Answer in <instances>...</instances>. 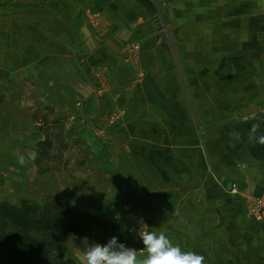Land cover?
I'll list each match as a JSON object with an SVG mask.
<instances>
[{"label":"crops","instance_id":"0c3cea01","mask_svg":"<svg viewBox=\"0 0 264 264\" xmlns=\"http://www.w3.org/2000/svg\"><path fill=\"white\" fill-rule=\"evenodd\" d=\"M157 3L162 20L152 0H0V126L12 107L68 116L87 151L73 207L115 209L205 264H264V222L248 216L264 202V145L248 139L253 124L264 135V0Z\"/></svg>","mask_w":264,"mask_h":264},{"label":"rangeland","instance_id":"374dc122","mask_svg":"<svg viewBox=\"0 0 264 264\" xmlns=\"http://www.w3.org/2000/svg\"><path fill=\"white\" fill-rule=\"evenodd\" d=\"M30 108L26 110V106H24L20 112L15 107L9 109L4 107L3 122L6 124H1L0 127L10 135L2 147V152H5L8 158L5 161H0V164L7 166V187L12 188V191L16 193V204H9L14 207H21L24 204H38L41 207L50 205L52 208L61 209L62 206L59 205L62 203H71L64 198L67 185L71 190V186L88 184L87 176H82L84 161H81L87 156V151L79 147L78 141L69 140L70 137L78 138L79 130L76 129L77 124H68L69 121H73L68 120V116L54 115L46 111L37 114L31 112ZM47 121H50V124H47ZM51 121L55 123L51 124ZM20 132L23 134V145L20 144ZM48 139L51 140L52 147L46 155H43L41 151H38L37 146L39 142ZM1 172H3L2 169ZM12 184H16V187L11 186ZM7 192L2 193V196L6 194L5 196L9 197L11 189ZM24 196L27 197L23 198ZM257 201L262 200L254 199L251 202L253 207L251 203L249 204L248 216L255 222H264V217L258 219L253 212ZM2 203L8 202H0V205ZM76 210L78 215L86 218L96 217L115 223V209L112 212H102V215H95L90 210L79 208ZM83 220L85 222L87 219ZM116 224L132 236L138 237L139 227ZM87 241L93 242L89 239ZM86 243L83 238L71 236L67 243L60 244V251L66 259H70L71 254L80 259Z\"/></svg>","mask_w":264,"mask_h":264},{"label":"trees","instance_id":"16d2710c","mask_svg":"<svg viewBox=\"0 0 264 264\" xmlns=\"http://www.w3.org/2000/svg\"><path fill=\"white\" fill-rule=\"evenodd\" d=\"M38 147L46 155L51 140L40 142ZM61 209L48 205L24 204L14 207L0 205V264H76L66 259L60 244L71 236L106 243L112 236L126 246L140 249L142 241L119 225L105 219L84 217L69 203ZM52 208V209H51ZM83 219H87L85 222Z\"/></svg>","mask_w":264,"mask_h":264},{"label":"clouds","instance_id":"9594fccd","mask_svg":"<svg viewBox=\"0 0 264 264\" xmlns=\"http://www.w3.org/2000/svg\"><path fill=\"white\" fill-rule=\"evenodd\" d=\"M260 124H253L248 132L249 142L264 145V135H257ZM239 138L238 132L230 133ZM23 162V161H21ZM138 237L143 247L126 246L118 237L112 236L106 243L88 242L80 256V264H205V256L186 251L169 238L164 231L150 230L142 225Z\"/></svg>","mask_w":264,"mask_h":264},{"label":"built area","instance_id":"2783aa9c","mask_svg":"<svg viewBox=\"0 0 264 264\" xmlns=\"http://www.w3.org/2000/svg\"><path fill=\"white\" fill-rule=\"evenodd\" d=\"M92 23L95 27V29L99 32V33H104L105 32V28H106V22L100 17V15L98 14H94L92 16ZM137 49V48H136ZM252 207H253V203H251ZM250 207V209L252 208ZM253 209V208H252ZM256 215V217L258 219H261L264 217V202L262 201H257L255 203L254 206V211H253Z\"/></svg>","mask_w":264,"mask_h":264},{"label":"water","instance_id":"95a60500","mask_svg":"<svg viewBox=\"0 0 264 264\" xmlns=\"http://www.w3.org/2000/svg\"><path fill=\"white\" fill-rule=\"evenodd\" d=\"M152 2L156 5V7H157V10H158V12H159V15H160V17H161V20H162V16H161V13H160V10H159V7H158V3H157V0H152ZM229 191H231V188H230V190Z\"/></svg>","mask_w":264,"mask_h":264}]
</instances>
